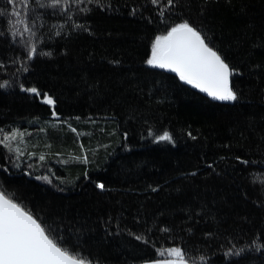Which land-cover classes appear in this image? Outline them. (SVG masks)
<instances>
[{
	"label": "trees",
	"instance_id": "16d2710c",
	"mask_svg": "<svg viewBox=\"0 0 264 264\" xmlns=\"http://www.w3.org/2000/svg\"><path fill=\"white\" fill-rule=\"evenodd\" d=\"M185 21L235 69L236 101L146 63ZM5 81L0 129L24 135L19 159L0 144V190L72 251L92 264L175 258L160 255L169 247L193 264H264V0H0ZM164 131L173 142L155 139Z\"/></svg>",
	"mask_w": 264,
	"mask_h": 264
},
{
	"label": "snow or ice",
	"instance_id": "6c2138e0",
	"mask_svg": "<svg viewBox=\"0 0 264 264\" xmlns=\"http://www.w3.org/2000/svg\"><path fill=\"white\" fill-rule=\"evenodd\" d=\"M28 2L29 0H23V5L27 7ZM61 2L62 0H51V5L57 6ZM151 2L156 5L159 0H151ZM9 3H13V0H9ZM173 3L174 0H167L168 6ZM13 14L20 16L16 11ZM25 31L31 29L25 25ZM36 51V47L32 46L29 58ZM146 63L178 74L181 81L216 100L238 99L236 91L230 84V77L234 75L235 69L230 67L226 59L214 47L209 46L206 37L187 21L176 24L166 34L155 38ZM6 84L7 81L0 83V87ZM25 90L40 94L35 87ZM43 102L49 105L55 104L54 99L46 93ZM0 133H3L2 129ZM23 135L19 130H13L10 133H3V139H0V144H3L9 152L14 151L17 154V159L23 153L18 146L13 148L11 141L17 140L18 136L22 138ZM155 139L173 142V136L168 131L156 134ZM39 159L44 160L45 157L41 155ZM84 159L87 161V157ZM37 179H47V177H37ZM97 186L104 188L103 183ZM165 254L175 259L158 260L153 264H189V254L182 247H169L160 251L161 256ZM0 264H92V261L67 247L62 238L56 236L46 222L18 203L14 196L0 191Z\"/></svg>",
	"mask_w": 264,
	"mask_h": 264
},
{
	"label": "water",
	"instance_id": "95a60500",
	"mask_svg": "<svg viewBox=\"0 0 264 264\" xmlns=\"http://www.w3.org/2000/svg\"><path fill=\"white\" fill-rule=\"evenodd\" d=\"M231 78V77H230ZM205 93V92H204ZM207 94V93H206ZM208 95V94H207ZM1 191V190H0ZM166 259H175V258H166ZM161 261L162 260H165V259H160ZM155 261H158V260H155ZM154 261H146V262H142V263H138V264H153ZM189 264H193L191 262H189Z\"/></svg>",
	"mask_w": 264,
	"mask_h": 264
}]
</instances>
